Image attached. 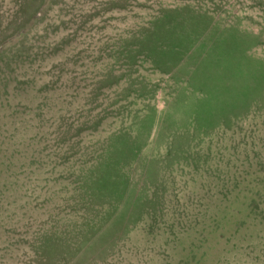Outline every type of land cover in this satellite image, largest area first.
Segmentation results:
<instances>
[{
  "label": "rangeland",
  "instance_id": "1",
  "mask_svg": "<svg viewBox=\"0 0 264 264\" xmlns=\"http://www.w3.org/2000/svg\"><path fill=\"white\" fill-rule=\"evenodd\" d=\"M0 264H264V0H0Z\"/></svg>",
  "mask_w": 264,
  "mask_h": 264
}]
</instances>
